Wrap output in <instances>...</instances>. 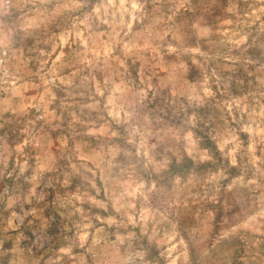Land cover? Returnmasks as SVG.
<instances>
[{"label":"rangeland","instance_id":"obj_1","mask_svg":"<svg viewBox=\"0 0 264 264\" xmlns=\"http://www.w3.org/2000/svg\"><path fill=\"white\" fill-rule=\"evenodd\" d=\"M0 264H264V0H0Z\"/></svg>","mask_w":264,"mask_h":264}]
</instances>
